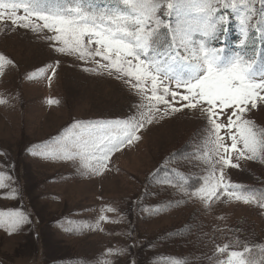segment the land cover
<instances>
[{
  "label": "rangeland",
  "instance_id": "1",
  "mask_svg": "<svg viewBox=\"0 0 264 264\" xmlns=\"http://www.w3.org/2000/svg\"><path fill=\"white\" fill-rule=\"evenodd\" d=\"M256 1L250 0V7ZM234 2L239 12L223 6L233 0H223L216 15L228 20L234 13L238 22L252 16L241 0ZM190 18L186 23L195 29L196 20ZM6 24L0 21V54L13 64L4 61L0 74V99L6 101L0 104V172L8 188L19 191L9 197L0 190V210L23 205L33 222L12 234L0 227V264H170L176 258L183 264H218L228 256L216 248L226 244L227 252L251 251L254 245L264 251V208L259 202L220 195L206 203L196 194L211 178L218 157L208 125L195 110L182 109L162 120L157 116L137 132L140 139L131 147L110 156L100 175L89 174L86 165L94 164L92 160L31 155V146L49 142L76 121L135 116L141 101L124 80L87 72L91 62L54 52L43 33ZM251 24L245 42L257 43ZM200 38L193 31V39ZM57 61L54 73L46 68ZM41 68L43 74L31 75ZM244 119L264 128V108L247 112ZM230 155L238 167L225 166V182L259 200L264 162ZM185 180L191 184L185 186ZM110 207L117 211H107ZM101 215L108 219L99 221Z\"/></svg>",
  "mask_w": 264,
  "mask_h": 264
},
{
  "label": "snow or ice",
  "instance_id": "2",
  "mask_svg": "<svg viewBox=\"0 0 264 264\" xmlns=\"http://www.w3.org/2000/svg\"><path fill=\"white\" fill-rule=\"evenodd\" d=\"M222 2L115 0L112 7L98 9L92 0H0V21H7V28L43 33V39L50 43L54 52L91 62L94 66L84 69L87 72H107L124 80L141 101L135 116L76 121L49 142L31 146L30 154L69 162L76 158L92 160L94 164L86 165L89 174L100 175L107 168L110 156L125 146L131 147L140 139L137 132L152 124L157 116L162 120L182 109L195 110L208 125L211 144L218 157L212 164L211 178L196 194L203 195L206 203L213 197L218 199L220 195H226L245 203L259 202L264 208V195L257 200L254 195H243L245 189L241 186L225 182V166L238 167L232 163L230 153L239 159L264 162V128H257L252 121L244 119L247 112L264 108V48H253L250 54L245 50L244 54L237 51L225 56V47L212 46L216 41L221 45L226 43L225 25L230 21L224 15H216V5ZM241 2L252 16L256 15L257 10L250 7V0ZM260 3L264 5V0ZM223 6L240 11L234 0ZM193 10L202 14L195 29L185 19ZM258 11L256 23L259 24L260 41L264 44V7ZM165 14L177 17L175 25L162 19ZM252 16L241 19L244 38L239 44L245 49ZM193 31L201 33L198 41L193 39ZM258 59L261 62L259 68ZM6 60L9 65L13 64L0 54V74ZM57 64L58 61L46 68L54 73ZM44 71L41 68L31 75ZM48 102L59 103L58 100ZM3 103L6 101L0 99V104ZM222 129L223 136L220 134ZM0 190L7 191L9 197H16L19 191L8 188L2 172ZM107 211L117 209L110 207ZM107 219L104 215L99 217V221ZM32 222L23 205L0 210V227L6 226L9 234ZM228 247L226 244L216 248L218 253L228 256L218 264H255L244 258L249 248L245 247L243 252H227ZM129 264H135V261L130 260ZM170 264H183V259H173Z\"/></svg>",
  "mask_w": 264,
  "mask_h": 264
},
{
  "label": "trees",
  "instance_id": "3",
  "mask_svg": "<svg viewBox=\"0 0 264 264\" xmlns=\"http://www.w3.org/2000/svg\"><path fill=\"white\" fill-rule=\"evenodd\" d=\"M263 254H264V251H259V248L254 245V247L251 248V251L248 254L244 253V258L246 260H253V261H255V264H256V263H259L261 261V259H262L261 255H263ZM207 258H208V256H207ZM200 259L202 261H206V259L203 257H200Z\"/></svg>",
  "mask_w": 264,
  "mask_h": 264
}]
</instances>
